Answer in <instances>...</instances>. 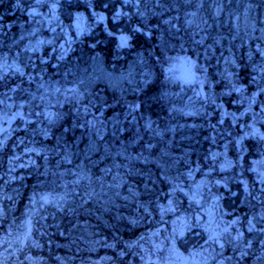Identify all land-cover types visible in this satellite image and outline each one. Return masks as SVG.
Listing matches in <instances>:
<instances>
[{
	"label": "trees",
	"instance_id": "trees-1",
	"mask_svg": "<svg viewBox=\"0 0 264 264\" xmlns=\"http://www.w3.org/2000/svg\"><path fill=\"white\" fill-rule=\"evenodd\" d=\"M142 1L0 0V115L26 104L0 135L2 264H264V125L246 116L239 146L231 117L242 99L264 115V0H230L216 11L207 2L192 21L188 0L133 8ZM79 15L87 34L74 29ZM121 35L132 37L130 48ZM200 52L211 57L206 102L193 94L196 85L185 96L166 78L187 60L203 78ZM99 56L117 73L127 68L130 83L90 103L78 96L64 107L67 119L43 126L41 115L57 106L44 91L79 83ZM18 61L24 72L11 70ZM29 110L34 122L25 120ZM27 211L33 239L19 246Z\"/></svg>",
	"mask_w": 264,
	"mask_h": 264
},
{
	"label": "rangeland",
	"instance_id": "rangeland-1",
	"mask_svg": "<svg viewBox=\"0 0 264 264\" xmlns=\"http://www.w3.org/2000/svg\"><path fill=\"white\" fill-rule=\"evenodd\" d=\"M229 1L230 0H210V1L209 0H206V1L188 0L187 3H192V6H193V8L190 11L189 18L192 21L197 17V15H201L202 17H204L199 10H201L202 7L205 6V4L207 2L212 4L213 11H216L220 8V6L223 3H224L223 7H226L229 9V3H228ZM137 2H135L134 5H132L134 9L136 6V7L142 8L144 12H149V11L151 12V11H156V10L160 11L159 3L157 0H144V1H142V3L141 2L137 3ZM120 8H121V6L119 5V9ZM231 8L233 9V14L236 13L235 12V5L231 6ZM247 10L248 9H246V11ZM205 14H206V12H205ZM73 19L74 20H72V24L73 23L78 24V26H76L74 28V29H79L78 32H76V33L87 34V32L90 31L89 23H88V21L85 22V17L83 15H79ZM50 21H51V18L49 17L48 13L45 12L44 24H47ZM49 35H50L49 36L50 38L45 41L47 45H50L52 42H54L53 37H55V35H53V34H49ZM56 35H59V34H56ZM127 37H129L130 39L128 40V46L126 48H128V47L130 48L131 47L130 41H131L132 37H130V36H127ZM66 38L69 39V35H67ZM39 49H40V47L38 46L37 50H39ZM200 53H202L200 55V61H202L201 62L202 69L203 68L205 69V70L201 71V74L204 77L199 78L198 72H196L197 73V77H196L197 84H196L195 88H192V92H193V94H195V96L199 100H201V102H206L207 101V89L204 90V92H203V87H205L207 85L206 80H208V78H211L209 76V74L206 72V65L210 61L211 57L209 56L210 55L209 52H200ZM16 60H18V59H16ZM171 60H173V58ZM89 64H91V65H89ZM2 66H3V68L1 70V74L10 75L11 71L9 70V67L7 65H2ZM17 69H19V71ZM169 69H172V67H170V68H168V70H166V74L171 73V75H167L166 78L170 81H178L179 85L182 87H178L177 92H179L181 95L183 93H185V96H189L190 94L186 90H184L186 83H184L183 79H181V77H179V71L174 68L175 70L172 69L173 71L169 72ZM11 70L14 71L15 73L16 72L21 73V72L25 71L20 64V61H18L12 67ZM161 70L163 71L164 69H161ZM14 72H12V73H14ZM90 75H92V78H90ZM77 78L78 79L81 78V79L79 80V83H76L74 85H62L60 83H56L55 88L47 89L44 91V94H45V98H44L45 100L44 101H46L48 104H56L57 106H55L56 108H54L52 112H47L48 111V109H47L46 112L43 115H41V117L45 123L43 126L53 125L52 123H54L55 125H59L60 122L62 123L65 119H67V115L69 114L71 109L65 110L64 107L68 103H71V102H73V104L75 102L80 103V98L78 96H82V95L86 96L85 98L90 103L93 101V98L97 99V95H99V97L101 96L100 95L102 93L101 90H105L107 88L112 92H116L118 90L124 89L125 86L128 85V83H130L131 75H130V72L127 71V68L124 69L123 71H121L120 73H117L116 71L111 70L109 67H106L104 65L103 59L99 56L97 58H92L91 60H89V63H87L85 65V68L79 73ZM227 78L230 79L227 76V72L225 71V77H222V79H227ZM203 80L206 81L205 82L206 84L202 82ZM208 81L211 82V79ZM172 91H174V90H172ZM84 92H85V94H84ZM202 94H203V98L201 96ZM94 96H96V97H94ZM41 100H43L42 96H41ZM242 100H240V102L237 103L240 107L239 111H232L231 112V117H234L235 118L234 121L238 122V125H239L240 130H241L240 133L243 132L245 129L246 116H249L250 119H252V117L255 116V118H253V119L256 120L257 122L260 120V122L258 124L262 130V125H264V115H261L260 113H258V117H256V113L252 114L250 109H249L250 106L247 103L243 102ZM257 102L258 101H256V103ZM13 106H16V103L11 98L6 103H3L2 108L8 112L9 109H12ZM25 106H26V104L23 101L21 103H19L17 106L18 109L15 111L14 115L17 116V113L21 109H23ZM31 110H33V109H31ZM31 110H29V113H27L28 115L25 116V120L29 121V122H31V120L33 121V119H34V114H33V111H31ZM255 110L257 111L256 108H255ZM73 112H75L77 114L76 110H73ZM105 112L103 113L104 116L107 114ZM50 113H55V115L52 116ZM79 115H83V113H80ZM102 117L99 116V118L97 119L96 117L93 116L92 120H94V124L96 125L99 122L104 123V120ZM9 118H10V116L6 115V113H4L3 115H0V130H5V129H3L5 126V124L3 122L9 121L10 120ZM37 121H39V120H37ZM105 126H106V124H105ZM10 130L11 129H7L5 132L10 131ZM4 134L5 133L3 132L2 135H4ZM2 135H1V137H2ZM246 135L247 134L241 133V135H239L240 137L236 138V141H235L236 145H239V143H240L239 146L243 145V143H244L243 140H245ZM103 136L104 135L101 132V130H100V132L96 133L97 140H102L101 137H103ZM228 138H230V137L223 136L221 138V141L231 142L232 140L228 139ZM2 140L3 139H0V143ZM222 149L228 150L229 148H228V146H223ZM230 165H231L230 163L226 164L224 166V168H225L224 170H226L227 167ZM36 201L34 203L35 211L39 210V205ZM2 212H4V210L1 209V201H0V219H1ZM3 214L5 215V212ZM26 215H27V218L24 219L23 223L19 226V228L21 230L16 233V238H17V242L19 243V246L20 245L24 246L26 244L28 245V243L29 242L31 243V241L33 239V226L35 225L33 223V214L30 211H27ZM29 227L31 229L30 234H29ZM254 231L261 233L262 229L259 230L257 227H253V232ZM26 236H27V238L25 239ZM3 259H4V256H2L0 254V262H3Z\"/></svg>",
	"mask_w": 264,
	"mask_h": 264
},
{
	"label": "snow or ice",
	"instance_id": "snow-or-ice-1",
	"mask_svg": "<svg viewBox=\"0 0 264 264\" xmlns=\"http://www.w3.org/2000/svg\"><path fill=\"white\" fill-rule=\"evenodd\" d=\"M130 38L125 36V35H121L119 37V40H120V46L121 47H127L128 46V40ZM184 64L187 66V72L186 74L181 77V79H183V82L184 83H192L193 80L195 79V72L193 71V69L195 68V62L193 61H184ZM19 71V69H17ZM173 70L172 69H169V72H172ZM247 190V189H245ZM41 200L44 202V203H49V199L48 197H41ZM211 223V221L209 222ZM209 232H210V235H209V240H215L217 243H219V234L215 233L212 229H208ZM30 227H29V234H30ZM226 231V229H225ZM27 238V236L25 237V239ZM221 247H223V245L221 244ZM0 264H2V262H0Z\"/></svg>",
	"mask_w": 264,
	"mask_h": 264
},
{
	"label": "water",
	"instance_id": "water-1",
	"mask_svg": "<svg viewBox=\"0 0 264 264\" xmlns=\"http://www.w3.org/2000/svg\"><path fill=\"white\" fill-rule=\"evenodd\" d=\"M185 71L187 72V68L185 69ZM194 80H195V79H194ZM194 80H193V81H194Z\"/></svg>",
	"mask_w": 264,
	"mask_h": 264
}]
</instances>
